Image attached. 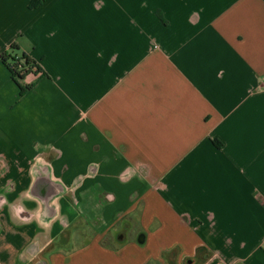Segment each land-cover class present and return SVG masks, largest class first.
<instances>
[{
	"label": "crops",
	"instance_id": "obj_1",
	"mask_svg": "<svg viewBox=\"0 0 264 264\" xmlns=\"http://www.w3.org/2000/svg\"><path fill=\"white\" fill-rule=\"evenodd\" d=\"M0 0V264H264V0Z\"/></svg>",
	"mask_w": 264,
	"mask_h": 264
},
{
	"label": "trees",
	"instance_id": "obj_2",
	"mask_svg": "<svg viewBox=\"0 0 264 264\" xmlns=\"http://www.w3.org/2000/svg\"><path fill=\"white\" fill-rule=\"evenodd\" d=\"M36 5L34 0L30 2V7ZM10 53L4 52L0 58L3 64L8 69L12 80L15 82L22 95L25 91L32 86V84L24 85L23 81L29 74L38 73L40 67L34 59L24 52L17 53L18 46L16 43L10 45Z\"/></svg>",
	"mask_w": 264,
	"mask_h": 264
}]
</instances>
